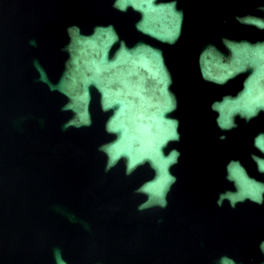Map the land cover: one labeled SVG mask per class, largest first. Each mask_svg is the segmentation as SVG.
I'll return each instance as SVG.
<instances>
[{
	"label": "water",
	"instance_id": "water-1",
	"mask_svg": "<svg viewBox=\"0 0 264 264\" xmlns=\"http://www.w3.org/2000/svg\"><path fill=\"white\" fill-rule=\"evenodd\" d=\"M0 264H264V0H0Z\"/></svg>",
	"mask_w": 264,
	"mask_h": 264
}]
</instances>
